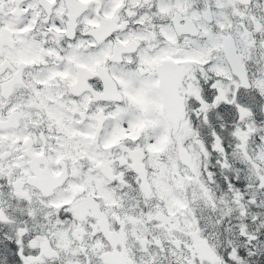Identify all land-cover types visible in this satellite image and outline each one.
<instances>
[{"label":"snow or ice","instance_id":"obj_1","mask_svg":"<svg viewBox=\"0 0 264 264\" xmlns=\"http://www.w3.org/2000/svg\"><path fill=\"white\" fill-rule=\"evenodd\" d=\"M0 264H264V0H0Z\"/></svg>","mask_w":264,"mask_h":264}]
</instances>
